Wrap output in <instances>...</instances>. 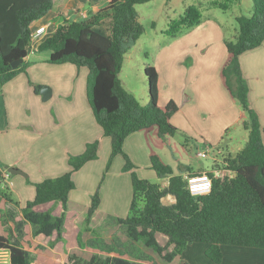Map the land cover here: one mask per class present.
Returning <instances> with one entry per match:
<instances>
[{
    "label": "trees",
    "instance_id": "16d2710c",
    "mask_svg": "<svg viewBox=\"0 0 264 264\" xmlns=\"http://www.w3.org/2000/svg\"><path fill=\"white\" fill-rule=\"evenodd\" d=\"M60 0H0V90L2 85L19 73L25 72L26 60L32 44V25L55 13L62 17L57 29L37 45L38 51H50L52 63L70 62L89 68L87 95L96 121L112 141L107 169L114 158L125 157L124 171H130L133 198L126 217L118 222L126 227L129 238L141 242L167 262L180 258L184 250L194 243H206V255L216 264L224 258V245H237L264 249V126L260 116L251 107L249 85L245 79L240 56L264 42V0H253L254 13L236 16L238 28L233 38H226L227 59L222 68L226 87L247 114L244 127L248 131L246 144L236 154L228 152L211 169L229 170L231 175L213 179L212 190L205 195H193L185 175H197L189 165L176 172L155 152L151 153V166L159 179H167L165 186L142 178L124 151V141L134 132L155 130L157 138L168 144L178 128L172 116L179 106L170 100L160 106L159 73L154 65H146L148 102L143 104L124 84L119 74L125 54L136 44L145 28L141 23L138 4L152 0H106L102 8L90 10L86 18H75L77 12L68 10ZM211 6L227 8L222 2ZM64 10L69 12L65 13ZM188 16L174 20L169 34L177 36L182 29L190 30L203 21L202 10L190 6ZM69 16V17H68ZM110 18L106 34L95 27ZM182 33V32H181ZM23 59L16 68L15 60ZM42 85L34 84L36 93ZM99 141L90 142L84 152L69 156L71 171L35 183L34 199L22 207L24 218L34 227V235L62 237L69 193L75 188L72 178L88 161L98 158ZM6 170L0 166V193ZM205 171H210L205 169ZM172 195L169 204L163 198ZM101 198L99 191L92 196L87 221L97 211ZM60 202L64 212L54 215L44 205ZM163 235L161 243L158 236ZM11 251V264H31L26 251L12 244L0 234V249ZM184 264H191L184 261Z\"/></svg>",
    "mask_w": 264,
    "mask_h": 264
},
{
    "label": "crops",
    "instance_id": "0c3cea01",
    "mask_svg": "<svg viewBox=\"0 0 264 264\" xmlns=\"http://www.w3.org/2000/svg\"><path fill=\"white\" fill-rule=\"evenodd\" d=\"M89 1L68 0L65 7L72 12L85 10L89 14L90 10L96 9H86ZM54 15L45 16L36 23H49L48 30L52 34L62 18ZM110 21V18L103 20L95 29L106 34L108 30L105 28ZM184 33L183 39L170 52L167 66H156L159 73L158 103L165 106L170 100L177 102L179 109L171 121L183 132L187 129L193 131L199 120H206L212 111L223 109L221 115L225 129L221 136L213 139L206 135L203 138L206 145L220 144L225 130L239 125L243 120L240 105L231 96L221 77L227 59L225 25L215 16H206L202 23ZM39 42L34 43L27 56L26 60L30 63L28 73H21L5 84L0 94V166L4 170H7L6 166H13L27 174L10 173L2 182L0 234L23 248L32 264H71L73 257L76 258L74 264L79 260L92 263L104 259L110 264H184V261L216 264L206 255V243L200 246L199 257L191 252L196 245L194 243L184 250L180 258L167 262L143 244L146 250L139 248L140 242L119 231L123 224L118 222V218L128 215L133 198L132 177L130 171L123 169L126 160L121 154L114 158L107 169L112 141L96 121L87 97L89 68L70 62L49 63V56L42 57L37 50ZM199 46L205 49L199 52L195 60H187L190 67L177 63L189 48L191 52L192 48H202ZM240 64L250 88V105L259 114L264 126V42L241 54ZM49 76L53 81L49 80ZM186 76L188 80H185ZM29 78L42 87L50 84L51 97L43 100L42 88L36 93ZM164 92L169 95H164ZM96 140L99 141L98 158L88 161L72 174L75 188L69 193L62 237L59 239L56 234L49 237L34 235V227L24 218L22 207L28 200L34 199L35 183L71 171L69 156L81 154L88 143ZM167 145L157 138L155 130L134 132L125 139L124 151L140 177L156 182L155 179H162L157 177L151 166V153L155 152L161 157L159 151ZM7 186L8 192L4 190ZM96 191H99L101 201L88 222V209ZM167 197L175 201L172 195ZM43 207L57 216L64 212L60 202H50ZM98 218L104 220L98 221ZM96 230H100L101 235L98 236ZM115 235L117 237L113 238ZM130 244L136 248L134 251L127 250ZM64 246H68L66 251ZM223 253L224 258L219 264H264V249L261 248L224 245Z\"/></svg>",
    "mask_w": 264,
    "mask_h": 264
},
{
    "label": "rangeland",
    "instance_id": "374dc122",
    "mask_svg": "<svg viewBox=\"0 0 264 264\" xmlns=\"http://www.w3.org/2000/svg\"><path fill=\"white\" fill-rule=\"evenodd\" d=\"M105 1L106 0H91L88 2L89 4H87L85 7L86 9L102 8L105 6L104 3ZM212 1H216V2L218 1L220 3L222 2V4H224V6H226L227 8L225 9L221 6L220 7L211 6L210 3ZM67 2L68 0L59 1V3L62 4L63 6H65ZM253 4H254L253 0H239V1L237 0H152L147 3L138 4L136 6V9L140 14L141 23L143 24L145 31L140 36L136 44L125 54L123 66L119 74L120 78L122 79L124 84L128 87V89H130L143 104H146L149 100L148 98L146 99L149 92L148 79L145 74L146 65L150 64L154 66L160 65V67L163 68L166 67L170 52H172L174 48H176L175 46L179 44L178 42L183 39L182 36L186 34L184 33L186 31V28L181 30L183 34L181 32L178 33L177 36H172L169 34L170 25L174 20H178L181 16H188L187 10L190 9V6L198 7L199 9L202 10L203 19L206 16H208V18H211L212 16L217 17L220 20L221 24L225 25V30L228 36L227 38H233L234 35L237 33L236 29L238 28L236 16L240 15L241 13L249 14V15L253 14L254 13ZM83 11L84 13H86L85 10ZM64 12L69 14V12H67L66 10H64ZM105 29L108 30V27H106ZM229 33H231L232 35L231 34L229 35ZM185 44H187V41L185 42ZM179 49L180 51H182V47H180ZM204 49H205L204 47H202L201 49L195 47L191 49V52H189L190 51L189 48L188 53L182 55L181 56L182 59L178 60L177 63H180L185 67H190L189 62H187V60L188 59L192 61L195 60L199 52H203ZM39 54L42 55V57L43 56L50 57V51L48 50L40 51ZM49 57H48L49 63L62 64V63L50 62ZM197 60L198 58L196 59V61ZM29 66L30 63L28 65V68ZM28 68L25 72H22V74L23 73L27 74ZM19 75H21V73H19L13 79L18 77ZM221 77L222 79L224 78L222 75V71H221ZM13 79H11L10 81H12ZM188 79L189 78L186 76L185 80ZM262 79H264V77ZM49 80L53 81L52 77L49 76ZM10 81L6 82L5 84L9 83ZM29 83L31 86H33V88H34V84H37L30 78H29ZM4 85H2L0 94L2 93V89ZM46 86L51 87L50 84H47ZM163 94L169 95V93L167 92H164ZM172 94L174 95V92ZM237 104L239 103L237 102ZM223 106H225V102ZM218 108L220 107H215L214 109H218ZM222 111L223 109L221 110L218 109V111H212L206 120L205 119H202V121L199 120V124H196V126H194L193 131H189L188 129L184 130V132L178 130L175 135L169 138L168 145L163 146L162 149H160L159 151L163 161L172 165V167L175 169L176 172L179 171L180 167H183L182 165L192 166L196 170L200 168L211 170L214 167V164L217 161L221 160L220 158L223 154H226L228 152H231L232 154H236L238 152L239 147H243L248 139V131L245 129L243 124L244 121L247 119V114L243 109H242L243 112L242 122L236 126L232 125L233 127L231 126L229 127V129L225 130V132L223 133V136L224 135L225 136L223 140L221 139L220 144L218 142L215 145H206L203 139L205 138L206 135H209L213 139L217 137L219 138L221 136V132L225 129L223 124L224 118H222L221 115ZM199 151H206L207 156L202 157L198 155ZM155 181L161 184L162 186H165L168 183L167 179H162V180L155 179ZM8 188L9 187L7 186L4 188V190H7L8 192L9 190ZM172 200H170L168 197H165L163 202L165 204H169L172 203ZM103 220L104 219L102 218L101 220L100 218H98V221H103ZM106 222H108L107 219ZM121 227L122 228L119 231L120 232L124 231L125 235L127 236L126 227L124 225H122ZM66 229L67 227H65V230ZM95 233L98 236L101 235L100 230H96ZM114 237H117V235L113 236V238ZM164 240L165 238L163 236H159V241L161 243H163ZM138 244H139L138 246L139 248L145 249V247L142 245L141 242ZM201 245L202 243H196L195 247H193V250L191 251L198 257L201 254V250H200ZM64 247L66 251L68 249V246H64ZM128 249L129 252H131L134 251L136 248L133 246V244H130L127 250ZM75 261L76 258L73 257L70 263L74 264ZM91 262L92 263H90V261L79 260L75 264H110L111 263L110 261L105 259L98 260L97 262L95 261H91Z\"/></svg>",
    "mask_w": 264,
    "mask_h": 264
},
{
    "label": "built area",
    "instance_id": "2783aa9c",
    "mask_svg": "<svg viewBox=\"0 0 264 264\" xmlns=\"http://www.w3.org/2000/svg\"><path fill=\"white\" fill-rule=\"evenodd\" d=\"M78 13V12H77ZM88 13H78L75 18H86ZM49 23L44 24H38L33 23L32 25V44H31V50L35 42L41 41L44 37L50 34L49 30ZM198 155L205 157L207 156L206 151H199ZM9 172L6 170L4 176L8 177ZM231 175V172L229 170H222L219 168H215L210 171H202L201 173L197 175H185L187 181H188V188L190 192L193 195H205L208 194L213 187V179L217 177H221L223 175ZM164 200V198H163ZM0 264H11V251L7 248H1L0 249Z\"/></svg>",
    "mask_w": 264,
    "mask_h": 264
},
{
    "label": "water",
    "instance_id": "95a60500",
    "mask_svg": "<svg viewBox=\"0 0 264 264\" xmlns=\"http://www.w3.org/2000/svg\"><path fill=\"white\" fill-rule=\"evenodd\" d=\"M23 62V59L15 60L12 62V66L14 68L18 67ZM41 93L43 95V100H48L51 97L52 90L49 86L44 85L41 89ZM6 169L9 173H16V174H22L27 175L23 170L19 168H15L13 166H6Z\"/></svg>",
    "mask_w": 264,
    "mask_h": 264
}]
</instances>
